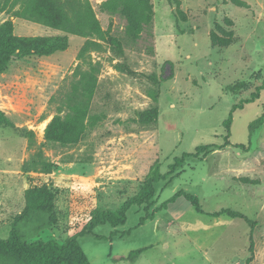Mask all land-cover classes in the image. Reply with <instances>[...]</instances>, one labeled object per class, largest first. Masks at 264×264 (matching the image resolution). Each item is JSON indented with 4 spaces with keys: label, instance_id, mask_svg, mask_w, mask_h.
I'll use <instances>...</instances> for the list:
<instances>
[{
    "label": "rangeland",
    "instance_id": "obj_1",
    "mask_svg": "<svg viewBox=\"0 0 264 264\" xmlns=\"http://www.w3.org/2000/svg\"><path fill=\"white\" fill-rule=\"evenodd\" d=\"M151 1L154 15L145 23L141 0H90L118 44L68 34L65 50L14 57L0 73L7 118L0 125V237L31 187L46 184L55 193L57 222L43 236L63 242L96 213L120 209L159 169L167 177L152 203L132 206L123 225L100 224L79 238L92 264H264V123L249 130L264 112V90L234 112L228 137L224 126L233 105L261 82L252 74L264 66V0ZM129 18L142 27L129 32ZM6 20L20 36L65 34L12 11H0V30ZM213 35L230 44L214 45ZM87 40L101 45L80 57ZM240 78L254 85L226 90ZM60 106L63 116L71 106L86 112L76 143L45 138ZM154 108L158 118L144 122L142 113ZM226 142L168 173L175 157ZM180 190L198 196L202 212L183 196L157 209ZM224 208L256 225L211 215Z\"/></svg>",
    "mask_w": 264,
    "mask_h": 264
},
{
    "label": "trees",
    "instance_id": "obj_2",
    "mask_svg": "<svg viewBox=\"0 0 264 264\" xmlns=\"http://www.w3.org/2000/svg\"><path fill=\"white\" fill-rule=\"evenodd\" d=\"M141 10L143 14L142 21L150 23L154 15L152 1L141 0ZM0 11H12L17 17L38 22L65 33L55 36H20L14 33L13 22L6 20L0 30V73L7 68L14 57L49 56L55 52L65 50L68 47V34L93 35L100 40L115 44L119 43V40L111 36L108 30L102 28L90 0H0ZM141 19L129 18V32H132L134 28L142 27ZM213 44L226 47L230 44V41H216L213 35ZM90 45L100 46L101 44L98 41L87 40L80 50V57H83L85 52L90 50ZM78 70L79 68L76 69V72ZM252 78L261 82L256 85L250 97L241 100L239 104L233 105L228 118L224 121V126L228 130L227 137L230 136L234 112L237 109L244 108L245 104L254 102L260 97L261 91L264 90V66L253 72ZM96 80L95 78L94 81L96 82ZM252 84L254 85L250 79L240 78L227 85L226 90L238 93L250 88ZM69 109L70 112L63 116L61 114L62 107L58 108V113L46 127L45 138L47 140L59 143H76L83 137L86 126V112L77 109L76 106H71ZM141 116L144 122L156 120L158 109L148 110L142 113ZM263 123L264 112L249 124L250 132L252 133L254 128L261 126ZM1 124H7V118L0 111ZM230 144L231 142L222 145H199L196 147L195 152H185L182 156L175 157L174 162L169 166L170 171L168 173L172 174L177 167L184 163L186 157H197L200 154H207L213 148H222ZM43 166L44 170L48 171L51 169L52 164L43 163ZM166 177L167 173H162L159 169H156L146 178L139 192L129 198L120 209L96 213L80 231L69 236L63 242L43 236L44 231L50 229L57 222L55 193L46 184L31 187L26 192V206L22 212L14 217L8 235L0 237V264H92L82 248L79 238L93 233L94 228L100 224L109 223L113 227L125 224L128 210L135 205H145L147 207L152 203L157 183L165 180ZM182 196L198 212H202L199 197L184 190L178 191L157 209L167 207L169 203H174L176 199ZM222 214L244 219L251 227L256 225V221L250 220L242 212L230 208L221 209L211 215L220 216ZM152 216L149 214L143 216L140 225H143ZM250 238V250H252L254 247L252 234ZM145 249L132 251L130 257L138 256Z\"/></svg>",
    "mask_w": 264,
    "mask_h": 264
}]
</instances>
